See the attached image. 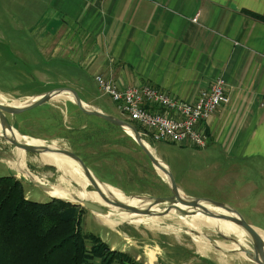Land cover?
<instances>
[{
    "label": "rangeland",
    "instance_id": "1",
    "mask_svg": "<svg viewBox=\"0 0 264 264\" xmlns=\"http://www.w3.org/2000/svg\"><path fill=\"white\" fill-rule=\"evenodd\" d=\"M28 12L27 8L25 11L15 9L6 2L0 4V96L3 95L9 101L23 100L63 87L73 88L80 94L76 89L79 88V83L71 79L74 67L41 65L38 43L29 34L27 26V22H33L41 10L36 7L32 13ZM67 96L54 97L40 107L8 115L9 121L22 135L36 138L45 144L57 142L60 148L75 152L99 182L119 188L127 196L149 198L172 195L167 178L159 174L146 153L129 134L121 128L108 127L102 120L84 113ZM101 103H105L103 96L98 97V105H89L101 110ZM115 116L138 126L122 115ZM143 138L155 154L169 165L182 194L224 202L237 209L253 227L264 231L263 163L219 161L226 158L220 146H180ZM17 151L16 146L0 137V176L11 175L22 180L27 198L47 202L54 197L35 185L37 183L44 184L48 189L56 184L61 188L68 186L65 180H61L66 168L61 163L43 159L40 153L22 149L27 169L39 177L41 182L15 169L9 161L16 160ZM70 188L79 189L75 183ZM86 190L96 191L89 182ZM104 194L108 197L116 196L111 191H105ZM104 205L108 210L112 208L106 202ZM160 207L164 209L165 205ZM77 211L81 214L80 227L85 234L97 235L112 250L120 251L108 243V238L116 237L115 244L119 243V248L129 251L125 253L138 263L257 264L244 251H253L249 234L244 233L246 239L227 235L241 242L247 240L246 244L250 248H245L242 252L234 249L233 241L225 239L214 226L197 225L204 236L213 239L210 251L202 253L197 245L198 240L191 234L194 231L189 230L188 223L181 218L184 215L176 210L161 216L164 221L158 229L151 224L137 226L129 222H122L113 228L104 224L97 212L82 206L77 207ZM222 224L229 225L231 222L224 221ZM195 234L197 235L196 232ZM218 241L228 246H215ZM87 244L89 247L92 245L90 240H87ZM139 255L142 256L138 260Z\"/></svg>",
    "mask_w": 264,
    "mask_h": 264
},
{
    "label": "crops",
    "instance_id": "2",
    "mask_svg": "<svg viewBox=\"0 0 264 264\" xmlns=\"http://www.w3.org/2000/svg\"><path fill=\"white\" fill-rule=\"evenodd\" d=\"M3 2L28 13L40 8L27 26L41 65L74 67L80 97L98 105L103 96L99 109L114 116L121 113L100 90L99 74L122 88L150 84L185 101L223 78L230 101L201 123L207 147L223 148L219 161L263 163L264 170V22L244 13L264 16V0ZM108 241L129 252L116 237Z\"/></svg>",
    "mask_w": 264,
    "mask_h": 264
},
{
    "label": "trees",
    "instance_id": "3",
    "mask_svg": "<svg viewBox=\"0 0 264 264\" xmlns=\"http://www.w3.org/2000/svg\"><path fill=\"white\" fill-rule=\"evenodd\" d=\"M244 13L264 22L263 15ZM77 207L54 197L47 202L31 200L22 180L0 176V264H142L112 250L99 236L85 234Z\"/></svg>",
    "mask_w": 264,
    "mask_h": 264
},
{
    "label": "water",
    "instance_id": "4",
    "mask_svg": "<svg viewBox=\"0 0 264 264\" xmlns=\"http://www.w3.org/2000/svg\"><path fill=\"white\" fill-rule=\"evenodd\" d=\"M67 93L68 95L72 96V101L86 114H90L96 117H99L103 120H106L124 131H130L129 134L141 147V149L146 153L150 161L152 162L153 166L156 168V170L159 172L160 175L167 178V182L169 184V187L171 188L172 195L169 196H151L149 198L143 197L145 199H149L152 203L150 207H146L143 209H139L137 207H134L132 205L124 204L119 202L118 200H115L113 198H110L103 194L100 191V188L98 187L97 178L93 175L87 164L84 162V160L75 152L66 149V148H57L54 150L56 153L63 154L71 159H73L84 171L85 175L89 179V182L91 185L99 192L101 197L106 201V203L115 205L120 207L122 210L131 212V213H139V214H150L153 211L151 208L153 206H161L165 205L163 211L159 213V215H165L169 213L171 210H176L182 215H191L196 212H201L207 216H212L215 218L224 219L230 222L235 223L237 226H239L241 229H243L246 233L249 234V236L252 239L253 244V251L245 249L244 251L253 258V260L257 264H264V241L261 238V236L258 234V232L255 230V228L247 222V220L243 217V215L235 208L231 207L230 205L217 201L210 198H200V197H188L181 193L175 177L173 175L172 170L170 169L169 165L159 158L155 152L149 147L150 145L145 141V139L142 137L141 132L137 129L135 125L132 123L125 121L123 119H120L117 116H114L112 114L103 112L101 110H97L87 104L81 97L79 96L78 92L75 91L73 88L69 87H63V88H56L48 91L47 93L38 96V98L31 102L30 104L24 105L22 107H9L4 105L0 102V125L2 127V134L0 135L1 138L5 139L6 141L10 142L14 146L24 149L28 152H35V153H42V152H48L53 151V149L49 145L44 146H35L31 145L29 143L19 141L15 139V137H12L8 134L9 131H14L15 128L10 123L8 115H15L19 114L28 110H31L33 108H36L38 106H41L45 103H47L50 99L54 98L58 94ZM149 145V146H148ZM41 188H43L45 191L50 192L51 189H48L44 184H35ZM53 197V196H52ZM55 198V197H54ZM67 202H70L74 205H80L83 208L89 209L91 211L101 213V214H107L108 213V207L106 205H99L96 203H93L88 200H84L81 203L78 202H71L66 200ZM179 204H185L190 207V209H184L183 207L179 206ZM214 210H220L223 212H218ZM222 236L225 239H230L232 241H236L237 238H229L227 235L221 233ZM213 241V239H211Z\"/></svg>",
    "mask_w": 264,
    "mask_h": 264
},
{
    "label": "bare ground",
    "instance_id": "5",
    "mask_svg": "<svg viewBox=\"0 0 264 264\" xmlns=\"http://www.w3.org/2000/svg\"><path fill=\"white\" fill-rule=\"evenodd\" d=\"M66 94L65 93L58 94L55 96V98H63V97L67 98L68 94L67 95ZM69 97L72 98L71 95H69ZM37 98L38 97H28V98H25L23 100H20V99L15 100L14 99L12 101H9L3 95H1L0 96V102L6 106H9V107H22L24 105L30 104L31 102L35 101ZM2 132H3L2 127L0 125V135L2 134ZM125 132L127 134L131 133L130 131H127V130H125ZM8 134L11 135L12 137H15V139H17L19 141H23V142H26V143H29V144L35 145V146L49 145L53 149V151L40 153V156L49 162L61 163L66 168L65 172L61 176V180H65L67 182L68 186L65 188H61L59 184L51 186L52 189L49 192L51 196L58 197V198L59 197L64 198V199H67L68 201H71V202L81 203L84 200H88V201H91L93 203H99V204L104 205V203L106 201L101 197V195L99 194V192L97 190H96L97 192L86 190L89 179L87 178V176L85 175L84 171L79 166V164H77V162H75L73 159H71V158H69L63 154L56 153L54 151L57 148H60V146L57 144V142H52L51 144H47V143L45 144L36 138L28 137L26 135H22L17 130L9 131ZM16 148L18 149L17 154H16V160L15 161H9V163L18 171L24 172L26 175H28V177H31L36 181L40 180V182H41V179L39 177L33 175L27 169L26 161H25V158L22 154V149L18 148V147H16ZM72 183H75L79 189H76V190L71 189L70 187H71ZM97 183H98V187L100 188V191L103 194L105 191H111V192L115 193L116 196L110 197V198L118 200L121 203L132 205V206L137 207L139 209H143V208L151 206L152 202L149 199H145L141 196H127L119 188H116V187L108 185V184L101 183L98 180H97ZM107 204H109V203H107ZM109 205H111L112 208L108 211L107 214L98 213L97 216L100 218V220L104 224H106L110 227H113V228L116 227L117 225L121 224L122 222H129L132 224H137V226L140 224H145V225L151 224L152 227H155L158 229V227H160L164 221L161 218V216H163V215H159V213H161L163 211V209L160 206H153L151 208V210L153 212L150 214H139V213H131V212L124 211L120 207L112 205V204H109ZM179 206L183 207L184 209H190V207L185 205V204H179ZM211 209H213V208H211ZM214 211L223 212L220 210H214ZM174 212H175V210H171L169 213H174ZM169 213H167L165 215H168ZM169 218H171V217H169ZM181 218L184 222L188 223L189 230L194 231V234L193 233H191V234L194 235V237L198 240L197 245H198L200 251L204 254H206L208 251H210L211 244L213 243V241L211 242V240L209 238L204 236L202 233V230L200 228H198L197 225H204V226H208V227L214 226L220 233H223L225 235H232L235 237H241V239L242 238L246 239L245 235L248 234L233 222H231V224H229V225L228 224H222L224 221H227V220L215 218L212 216H207L201 212H196V213L191 214V215H184V216H181ZM254 228L264 241V231L257 228V227H254ZM195 232L197 233V235L195 234ZM244 233H246V234H244ZM246 242H247V240L246 241L242 240V242L239 240L233 241L232 247L236 250H241L243 252V249L250 248L246 244ZM215 246H218L219 248H224L225 246H228V245L218 241L215 243ZM243 254L245 255V253H243ZM247 258H248V256H247Z\"/></svg>",
    "mask_w": 264,
    "mask_h": 264
},
{
    "label": "built area",
    "instance_id": "6",
    "mask_svg": "<svg viewBox=\"0 0 264 264\" xmlns=\"http://www.w3.org/2000/svg\"><path fill=\"white\" fill-rule=\"evenodd\" d=\"M193 20L197 21V16ZM95 78L121 115L136 122L141 135L153 142L205 148L207 136L201 123L230 101L223 78L201 91L194 101L173 97L150 84L122 88L101 74Z\"/></svg>",
    "mask_w": 264,
    "mask_h": 264
}]
</instances>
